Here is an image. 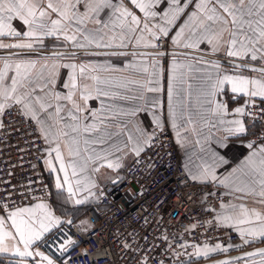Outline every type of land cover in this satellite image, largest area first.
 <instances>
[{"label": "crops", "instance_id": "1", "mask_svg": "<svg viewBox=\"0 0 264 264\" xmlns=\"http://www.w3.org/2000/svg\"><path fill=\"white\" fill-rule=\"evenodd\" d=\"M53 2L55 3L56 0H53ZM116 2L117 0H113V3ZM183 2H186V0H182V3ZM198 3H200V0H192L186 13L183 14L169 30L168 35L162 37L168 39L171 50L194 52L212 58L230 59L247 64L264 66V61H251L247 58L230 57L227 55V49L225 48H220L218 51L213 52V46L207 42L200 43L195 48L185 47L186 44L191 43V40L187 38L190 30L198 25L199 21L190 23L185 28V33L179 40L177 39L176 33L188 20L190 13L197 10L196 5ZM123 4L136 16L140 17L142 22L144 21L143 13L129 3V0H123ZM78 10L80 13H84L85 9L83 4L79 6ZM57 18L56 14L53 13L51 15V19ZM98 19L109 25L107 28L103 29L106 34L103 43L111 44V47H97L95 43L88 44L87 41L81 38V34L75 30L73 25H68L67 33L69 35H76L78 42L86 44L84 48L76 47L72 42L65 40L62 33H57V36L44 37L43 47H35L31 50L0 48V52L49 51L61 52L60 54H63L59 58L55 55L40 54L0 56V70H3L5 61L10 64L6 72L7 77H11L15 74V64L19 60L37 61L35 67L29 69V71L33 79L42 74V78L35 80L34 86L37 89L43 88V91H37L34 95L40 96L42 102L53 106L59 105L63 109L56 119L53 120L50 117V113L53 111L52 108H48L47 112H45L39 109L38 103L35 104L37 117L43 122L44 127L51 126L53 131L57 132L70 131L64 127V124L72 122L67 118L66 113L72 109L73 105L72 101L64 100L63 97L66 96L70 90L65 88L64 85L69 83V77L71 76L76 77L75 83L78 88L77 95L74 98L75 103L82 109L80 113L81 132L78 134L77 138L81 141V156L79 160L83 164L84 171L81 172L78 168L76 177H71V170H69V172L73 183L75 179H80L82 184L85 185V188L78 189L77 195L73 199L68 198L66 190L56 189V175L59 174L62 176L63 173L52 172L48 169L47 164L44 163V160L47 159L45 154L43 168L51 182L53 198L51 201H34L18 208L34 207L37 203L45 202L50 205V210L56 217H59L61 221L78 222L84 230H88L91 222L86 212L88 208L97 203L101 187L121 179L128 161L133 156H136L134 149L139 148L141 149L140 153L145 152L151 140L148 141L147 144H145V141L148 140L149 136H153L154 128L156 126H167L173 134L181 162L192 180L200 184H213L221 189V191L232 194L231 200L218 203L212 208V214L215 218L222 214L241 217V206L248 210H256L264 214V203H261L260 197L248 191V186L252 184L253 181L258 182L259 177L255 175L251 167L246 164L250 159L255 160L257 164L261 159H264V152H261V148H264V144H254L251 141V136L257 129V124L250 120L246 114L247 104L264 103V97H250L245 94L233 93L230 83L225 84L218 93L217 100L224 103L227 109L223 119L226 121L241 120L246 129L245 134H240L238 137L230 136L225 129L231 125L220 124L217 114L209 110V105L202 99L200 101L197 100L202 86L207 83L208 76L215 79L217 74L221 76L224 74H238L255 79L260 78L261 74L259 72L249 71L245 68L231 67L210 59L182 55L169 57L165 65L163 63L164 55L150 52L156 50L155 48L159 39L151 37L148 32H143V39H140L141 32L138 31L136 39H140L139 45H137L136 39L129 37L124 40L126 46L120 47L122 42L120 37L122 33L119 29V24L113 23L115 17L111 16V10L106 8L101 11ZM13 23L19 30H26V26H23L18 21H14ZM153 23L155 22L149 20L150 28ZM85 25L89 31H95L99 27L94 20L86 21ZM157 35H159V33H157ZM113 36H115L116 39L113 40ZM225 39H227V34H225ZM27 42L28 40L24 38L0 37V43L3 44ZM112 53L124 54L113 55ZM173 62L179 65L176 69V75L182 77L183 82L180 80L173 81ZM68 63H74L77 66L84 65V74L80 75L79 67L76 72H73L71 68L63 67V65ZM101 65L105 67H99ZM143 68H147V71H143ZM50 74H54V79L51 84H48L46 78ZM93 77H99L101 81H108V83L97 84V81L94 80ZM7 82L10 83V81ZM25 84L27 85L26 81ZM189 84L192 85L191 89L187 87ZM32 86L33 85H27V88ZM27 88L18 87V94H22ZM85 88L91 93L90 98L87 100L83 99L82 96V92ZM98 88L101 92L107 91L116 93V95H98ZM150 88H159V91H149L148 89ZM172 88H175V91L170 98V89ZM55 94H59L61 98L57 99ZM123 96L129 98L122 99L121 97ZM154 101L157 103H153ZM19 106L29 118L33 119L38 124L40 133L44 139L45 150L50 146L54 147V144L49 145V143L46 142L44 133L41 130V124L37 122V119L32 118L21 105ZM238 107H244L245 113L236 114L235 109ZM173 110L177 113L175 127L173 126ZM3 112L0 114V126ZM90 113H95V117H91ZM61 117H65V119L61 120ZM84 117H88L87 121L84 120ZM100 121H103V123ZM85 122L89 125L96 123L99 132H83L82 129ZM193 129H195V131H193ZM101 133L106 135V143L103 145L91 143L87 146L84 145L83 141L85 139L90 141L94 140ZM225 137L228 138L225 140ZM64 139L65 138L61 137L60 142L62 145ZM222 141L227 144V147L221 146ZM249 143L252 144L251 148L248 147ZM85 147L88 148L87 152L83 151ZM214 153L223 157L226 163L219 164L213 169L216 179L204 178L201 175V171L205 166L212 164ZM253 153H256V155L253 156ZM105 154L110 155H108L106 159L98 158V156H103ZM88 157H91V159L89 160ZM117 158L119 159L120 166L118 168H109L107 164L109 162H115ZM225 177H229L228 181L225 184H221L220 181L225 179ZM91 184H94L95 187H91L90 194L87 187ZM238 189H244V191H239ZM255 191L257 193L260 191L258 183ZM75 199H81L85 202L76 204L74 203ZM14 210L15 209L8 211L0 210V217L5 219L7 230H12L11 220L7 213ZM250 219L252 221L251 223L242 225H236L231 222L225 225L217 220L222 227L236 233L237 239L223 244L207 243L200 246L199 249L201 250L204 249L205 245H207L208 248H215L217 245L221 247L214 252H210L207 256L197 254V249L196 263L215 259L228 253L239 252L255 246L264 245V240L259 237L252 243H246V237L242 236L238 231V227L247 229L258 226L259 222L255 217H251ZM55 229H53L52 232ZM49 234H46L45 237ZM247 239L252 238L247 237ZM40 243L41 241H38L34 245L33 251L38 250L44 252L40 248ZM9 244L11 245L12 242L9 241ZM44 253L50 256L46 252ZM50 257L54 259L52 256ZM2 258L9 260V263L12 264H18V261L21 259L14 252L0 253V264H6ZM36 259L38 258L29 257L26 259L25 264H33ZM261 259L264 258L256 255L234 261V264H259ZM56 264L58 263L56 262Z\"/></svg>", "mask_w": 264, "mask_h": 264}, {"label": "snow or ice", "instance_id": "2", "mask_svg": "<svg viewBox=\"0 0 264 264\" xmlns=\"http://www.w3.org/2000/svg\"><path fill=\"white\" fill-rule=\"evenodd\" d=\"M192 0H186L182 3V0H129L137 10L143 13L144 21L136 16L123 4V0H117L113 3V0H0V37H14L17 39L24 38L28 40L27 43H15V44H3L0 43V48H18V49H34L35 47H43V38L49 36H57V33H62L64 39L72 42L76 47L84 48L85 43H80L77 40L76 35H69L67 33L68 25H73L75 30L81 34V38L87 41L88 44L95 43L97 47H111V44L103 43L105 33L103 29L109 25L106 22H102L98 19L99 13L104 9L111 10V16L115 17L114 24H119V29L122 33L120 47L126 46L124 40L131 37L136 39L137 32H141L140 39H143V32H148L151 37L155 39H161L168 35L169 30L176 24L180 17L186 13ZM83 4L84 13L79 12V6ZM196 11H193L188 16V20L183 26L179 28L176 33L177 39L184 35L185 28L193 21H199L198 25L194 26L188 35V39L191 40L190 44H186L185 47H197L200 43L207 42L212 45V51L216 52L220 48L227 49V55L234 58H247L251 61H264V0H200V3L196 5ZM57 15V19H51L52 14ZM203 17V18H201ZM88 20H94L99 26L95 31H89L86 28L85 22ZM149 20L154 21L150 28ZM14 21H18L23 26H26V30L21 31L14 26ZM159 33V35H157ZM227 34V39H225ZM112 39H116L115 36ZM140 39H136L137 45L140 43ZM155 46V45H150ZM124 54V53H112ZM17 56L23 55L17 53ZM57 58L63 54H54ZM75 55V54H73ZM37 61L32 60H19L15 64V74L11 77L6 76V72L10 67V64L5 61L3 70H0V114L6 107H10L14 104L21 105L32 118H36L37 122L41 124V130L44 133V137L49 145L45 150L47 159L44 163L47 164L48 169L52 172L63 173V175H56L55 188L59 190H66L69 199H73L77 195L78 189H84L85 185L82 184L80 179L73 180L71 177L77 176V169L81 172L84 171L83 164L79 160L81 156V141L77 138L81 132V115L82 109L76 105L75 96L77 95V85L75 83L76 77H69V83L64 87L70 89L64 100L72 101V109H70L66 116L71 123H65L64 127L70 131H53L51 126L44 127L43 122L37 117L35 104L38 103L39 109L47 112L48 108H52L50 113L51 119L55 120L56 117L63 111L59 105H51L42 102V98L38 95H34L37 91H43V88L37 89L35 80L42 78V74L35 79L32 78L29 69L35 67ZM47 67V66H45ZM63 67L71 68L73 72H76L79 67L80 75L85 72V66H77L74 63H68ZM99 67H105L101 65ZM173 81L180 80L183 82L182 77L176 75V69L179 67L173 62ZM235 68H246L249 71L259 72L260 78H248L243 75H219L213 79L208 76L207 83L202 86L200 94L197 100L201 99L209 105V110L217 114L220 124L231 125L227 127L225 131L230 136H239L245 134L246 129L241 120L226 121L223 116L226 114L227 109L224 103L217 100V95L225 84H231V90L233 93L245 94L250 97H264V67L255 68L248 65H233ZM23 69V71H22ZM143 71H147V68H143ZM54 79V74H50L46 81L51 84ZM97 81V84L108 83V81H101L99 77H93ZM7 81H10L8 83ZM33 85L27 88V85ZM135 83V82H132ZM18 87H26L27 90L22 94H18ZM191 89L192 85H187ZM149 91H159V88H150ZM175 91V88L170 89V98ZM98 95L102 96H115L116 93L101 92L97 89ZM57 99L61 97L59 94H55ZM190 95V93H189ZM83 99L90 98L91 93L85 88L82 92ZM122 99H128L129 97L123 96ZM157 103V102H153ZM236 114H244L245 108L238 107L235 109ZM91 117H95V113H90ZM173 126H176L177 113L175 110L172 112ZM61 120L65 117H61ZM88 117H84L87 121ZM190 120V118H189ZM103 123V121H100ZM83 132L85 133H97L99 130L96 127V123L91 125L86 122L83 125ZM195 131V129H193ZM61 137L63 145L61 144ZM153 137L149 136L145 144L148 143ZM228 137H225V140ZM84 145L91 144L103 145L106 143V135L101 133L94 140L85 139ZM222 147H227L225 142H221ZM248 147L251 148L252 144L249 143ZM66 150V155H65ZM139 148L134 149L135 154L138 156L140 153ZM84 152L88 151V148L83 149ZM261 152H264V148H261ZM110 154L98 156L99 159H106ZM256 153H253L255 156ZM90 160L91 157H88ZM226 163L223 157L218 154H213L212 164L205 166L201 175L204 178L216 179L213 169L219 164ZM247 165L251 167L252 172L258 175L259 179L253 181L248 186V191L258 195L261 199V203H264V159H261L259 163L255 160H248ZM109 168H118L119 159L115 162H109L107 164ZM71 170V177L70 172ZM231 175V174H230ZM196 178V177H194ZM229 177L221 180V184H225ZM258 183L260 191H255ZM91 187H95L91 184L87 187V190L91 194ZM244 191V189H238ZM84 200L75 199L74 203L82 204ZM3 207V205H0ZM11 220L12 230L6 229V222L3 217H0V253L14 252L21 259L18 264H25V261L29 257H36L33 264H56V261L50 256L45 255L41 251H33L34 245L38 241H42L46 234L52 232L58 225L62 223L71 224V221H61L59 217H56L50 210V205L45 202L35 204L34 207L17 208L14 211L7 213ZM251 217L259 222L257 227L243 228L238 227V231L242 236L246 237V243H252L259 237L264 240V214L256 210H248L241 206V217H234L232 215H220L216 217L222 224L235 223L236 225H242L251 223ZM251 237L252 239H247ZM9 241L12 244H9ZM59 237L52 241V247L56 251L67 252L69 245H74L76 242L68 239L65 242H58ZM22 245V247H21ZM183 247V245H182ZM198 248L197 254L207 256L210 252H214L220 249V245L215 248H208L207 245L204 249ZM227 250V249H224ZM249 256L259 255L264 258V249H260L255 253L246 254ZM243 257H238L236 260H241ZM220 264H234L232 260L221 261ZM259 264H264V259H261Z\"/></svg>", "mask_w": 264, "mask_h": 264}, {"label": "built area", "instance_id": "3", "mask_svg": "<svg viewBox=\"0 0 264 264\" xmlns=\"http://www.w3.org/2000/svg\"><path fill=\"white\" fill-rule=\"evenodd\" d=\"M155 49L165 52L166 65L168 39H159ZM246 114L257 124L251 141L264 144V103L247 104ZM152 137L145 152L130 158L121 179L101 187L86 212L89 229L62 224L41 241V250L58 264H195L194 245L237 239L212 214L232 194L192 180L169 127L156 126ZM44 156L38 124L18 104L6 108L0 126V210L52 200ZM57 237L76 243L67 252L56 251L51 245Z\"/></svg>", "mask_w": 264, "mask_h": 264}, {"label": "water", "instance_id": "4", "mask_svg": "<svg viewBox=\"0 0 264 264\" xmlns=\"http://www.w3.org/2000/svg\"><path fill=\"white\" fill-rule=\"evenodd\" d=\"M150 52L151 53H156V54H162V55L165 54L164 51H158V50H152ZM17 53H21L23 55H29V54L54 55V54H60L61 52H49V51H25V52H21V51H6V52H0V56H3V55H9V56L10 55H16ZM168 54H170L171 56L182 55V56L200 57V58L210 59V60L221 62L222 64H225V65H228V66H231V67H233V65H241V64L248 65L249 67H255V68L264 67V66L247 64V63H243V62H239V61H235V60H230V59L212 58V57L201 55V54H197V53H194V52H186V51H180V50H169ZM117 181L118 180H115V181H113V183H116ZM260 249H264V245L255 246L253 248H250V249H247V250H242V251H239V252L228 253V254H226L224 256H221V257H218V258H215V259L205 260L203 262H198V263H195V264H220V262L224 261V260L237 261L236 258H238V257H243V259L249 258V257H253V256H249V255H246V254L255 253V252H257Z\"/></svg>", "mask_w": 264, "mask_h": 264}, {"label": "trees", "instance_id": "5", "mask_svg": "<svg viewBox=\"0 0 264 264\" xmlns=\"http://www.w3.org/2000/svg\"><path fill=\"white\" fill-rule=\"evenodd\" d=\"M3 259V258H2ZM4 263L6 264H12V263H9L10 261L9 260H6V259H3ZM197 261V260H196Z\"/></svg>", "mask_w": 264, "mask_h": 264}]
</instances>
